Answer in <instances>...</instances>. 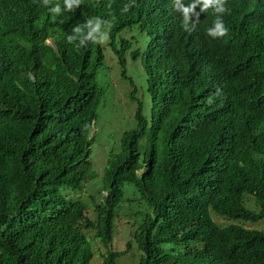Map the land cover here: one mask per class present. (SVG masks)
<instances>
[{
  "label": "trees",
  "instance_id": "16d2710c",
  "mask_svg": "<svg viewBox=\"0 0 264 264\" xmlns=\"http://www.w3.org/2000/svg\"><path fill=\"white\" fill-rule=\"evenodd\" d=\"M86 1L0 0V264H90L87 235L105 249L101 264L132 243L139 264H264L263 231L243 226L264 221V0H226L227 35L200 53L187 51L172 0ZM97 25L137 107L135 128L107 153L90 219L66 192L97 178ZM133 27L149 36L129 52L145 71L148 119L126 77L132 44L115 47ZM125 185L143 210L133 213ZM121 209L131 240L113 251Z\"/></svg>",
  "mask_w": 264,
  "mask_h": 264
},
{
  "label": "rangeland",
  "instance_id": "374dc122",
  "mask_svg": "<svg viewBox=\"0 0 264 264\" xmlns=\"http://www.w3.org/2000/svg\"><path fill=\"white\" fill-rule=\"evenodd\" d=\"M97 33V41L102 47L104 54V62L96 77L98 85L104 89V96L97 110L98 118L92 131L93 143L90 154L93 171L97 178L84 184L81 191L66 192L70 198L78 199L86 204L88 208L87 216L90 219H95V214L92 210L93 204L101 199V180L107 153L115 149L124 132L135 128L134 114L137 107L135 103L128 99L132 88L127 80L121 78V68L117 65L116 57L112 53L111 46H109L110 39L108 34L102 31L101 27L97 29ZM121 39L128 40L132 44L131 49L126 53V77L133 81L137 89V98L143 105V115L148 119L150 115V99L147 93L145 71L139 61L133 62L130 59L129 52L134 49H139L141 53L144 52L149 36L133 27L124 30L116 36L115 47L119 46ZM47 43L51 45L50 40ZM124 190L126 192L124 199L131 201L133 213L143 210L137 206L138 196L132 192L131 186L125 185ZM247 205L253 208L254 202L249 199ZM128 214H131V212L121 209L119 219L115 221L113 242L111 244L113 251L125 250L126 243L131 240L132 229L129 221H132V217L128 216ZM211 217L213 221L215 220L221 226L232 223L223 218L219 219L221 217L215 216L213 213H211ZM233 223L241 224L240 222ZM243 226L244 228L263 231L264 233V221L253 224L247 223L243 224ZM86 239L91 243L92 251L94 252V257L90 264H101V254H103L105 249L102 248L98 241L91 239L88 235ZM139 260V251L135 244L132 243L130 250L120 256L117 264H139Z\"/></svg>",
  "mask_w": 264,
  "mask_h": 264
},
{
  "label": "clouds",
  "instance_id": "9594fccd",
  "mask_svg": "<svg viewBox=\"0 0 264 264\" xmlns=\"http://www.w3.org/2000/svg\"><path fill=\"white\" fill-rule=\"evenodd\" d=\"M68 4L69 7L73 3H78L80 0H62ZM86 1V0H82ZM173 7L182 14L180 21L182 29L179 31L182 36V41L186 46L187 51L193 53H200L211 48L212 39L219 40L221 43L225 39L228 29L225 27L221 16L228 11L226 8V0H172ZM49 0H45L48 3ZM63 2V3H64ZM87 2V1H86ZM104 0H101V3ZM53 11H59V4H57ZM203 17L209 21V25L203 24L199 21V17ZM99 25L93 29L96 31ZM137 28V27H135ZM137 30H139L137 28ZM105 31V29H102ZM50 39L47 40V42ZM51 41V40H50Z\"/></svg>",
  "mask_w": 264,
  "mask_h": 264
}]
</instances>
